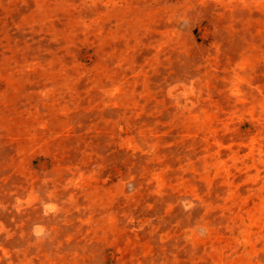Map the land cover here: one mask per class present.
I'll list each match as a JSON object with an SVG mask.
<instances>
[{
    "label": "rangeland",
    "instance_id": "obj_1",
    "mask_svg": "<svg viewBox=\"0 0 264 264\" xmlns=\"http://www.w3.org/2000/svg\"><path fill=\"white\" fill-rule=\"evenodd\" d=\"M0 264H264V0H0Z\"/></svg>",
    "mask_w": 264,
    "mask_h": 264
}]
</instances>
